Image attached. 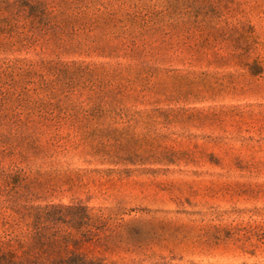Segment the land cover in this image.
<instances>
[{"label":"rangeland","instance_id":"374dc122","mask_svg":"<svg viewBox=\"0 0 264 264\" xmlns=\"http://www.w3.org/2000/svg\"><path fill=\"white\" fill-rule=\"evenodd\" d=\"M14 207L90 264H264V0H0Z\"/></svg>","mask_w":264,"mask_h":264},{"label":"trees","instance_id":"16d2710c","mask_svg":"<svg viewBox=\"0 0 264 264\" xmlns=\"http://www.w3.org/2000/svg\"><path fill=\"white\" fill-rule=\"evenodd\" d=\"M12 211L17 216L14 226L19 227H12L7 239L0 237V264H90L69 251L70 243H75L71 235L54 231L56 211L15 207Z\"/></svg>","mask_w":264,"mask_h":264}]
</instances>
